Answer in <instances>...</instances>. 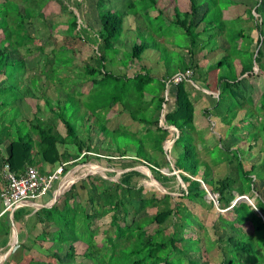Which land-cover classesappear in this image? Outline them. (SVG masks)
Returning <instances> with one entry per match:
<instances>
[{"label": "trees", "instance_id": "1", "mask_svg": "<svg viewBox=\"0 0 264 264\" xmlns=\"http://www.w3.org/2000/svg\"><path fill=\"white\" fill-rule=\"evenodd\" d=\"M18 1L22 3L23 10L17 9L16 6ZM56 1L60 4V7L63 8L64 12H69L68 7L64 5L62 0ZM96 1L98 3L97 10L99 11L98 19L101 30L97 33V42H92L93 45H96L95 50H92V55L87 59L81 58V60H79L75 56L76 52L69 47L53 49L51 56H49L51 53L49 55L42 54L44 62L39 70V75L47 74L50 79L54 80L55 77H53V75L56 74L55 69L48 68L47 70L46 65L48 64L50 66V64L54 63L56 57H61L62 50H66V53L69 52V57L67 55L66 58L62 57V65H59L56 70L58 71L59 68H67L64 65L70 64L74 59L76 63L81 65L83 76L90 79L91 84H94L95 87H98L97 91H99V95H96V99L98 98L97 103L92 105L90 109L86 107V103H83L85 117L88 113L94 117L95 129H97L102 136L110 137L109 140L112 143H110V141L108 142L113 147L115 145V149H113L115 154H120L115 156L109 153V146L106 148L107 153L104 155L108 156L106 157V161L113 164V167L128 171L123 172L117 182L109 181L99 175L88 176L80 181L79 186H76V184L71 185L69 190H67L50 208L43 207L36 211L35 220L38 225H42V228L38 239H35L34 243L43 241L47 242L49 246L45 250L47 254L43 256V259L35 260L34 258H24L23 264H53L55 261L61 264H68L66 261L67 259H76L78 257L80 258L79 262L82 264H93L92 260L94 259H99L101 261L107 260L108 254H110L111 261L119 259L121 261H131V264H175L173 259H176L178 251L180 252L181 250V253L184 254L182 257L185 264H209L208 254L210 250H205L204 239L197 250L200 255L199 263L195 262V257L191 255L195 248L188 247L184 249V246H182L184 240L182 238L183 236L187 238L190 237L188 236L189 234L193 237L192 232L199 231L195 230V225H198L201 231H203V229L207 231L205 233L206 235H208L210 231L209 240L211 238L216 239L213 242V246L219 243V251L221 254L219 264H264V223L248 204L236 203L231 209L225 212L226 214L217 216V220L221 222L222 226L229 229L228 235L225 237L218 236L216 234L215 225L212 222H207L205 218L206 214L202 211V204H205L204 196L206 192L202 189L198 181L190 178L199 177L204 184L208 183V176L211 170L203 161H199V168L201 169L202 165L204 167L203 170L201 169L203 173L201 174L199 172L198 174V166L196 164L191 163L186 167L185 164H181V159H183V157L177 156L174 163L175 170L182 171L190 176L187 177L183 174H179L181 180L186 184L185 190L181 188L178 197H172L169 193L163 194L162 199L145 197L144 205L155 208L156 213L150 218L149 222H147V220L141 221L135 219L138 212L134 209L133 202L144 198L145 189L142 185H139V180L146 178L141 172L137 171L136 168L144 167L147 173H150L155 181L164 188L167 187V183L176 179V177L169 178L161 174L158 170L159 166L154 158L149 156L139 157L137 155V151L143 148L141 139V141H136L137 149H134L135 155L132 156L134 158L131 160L132 163H125L123 157L128 155L124 154L126 151L121 152L120 148L117 146V137L119 136L117 133L122 130V126H118L117 129L114 130H109L106 127V115L102 116L99 111L101 108H108L111 110L117 104L122 106L118 114H129L131 120L137 122L138 127L144 124L145 128L141 129V132L144 131L143 136L149 138L156 150L161 149V145L168 139L169 133H172L171 139H174L176 134L174 130H169L168 132V130L161 129L160 126H158V119L154 118V121H148L147 119L138 117L136 119L135 117L139 112L146 111L144 110L145 107H149L153 104V101L150 100L148 102L144 101V106L142 105V100H145V93H147L148 89H151V83L154 81L149 75V72L146 70H144L143 74L136 72L132 78H128L127 75H114L105 70L108 54L114 51V47L119 37L122 35L123 20L113 12H109L108 10L101 12L99 9L101 7H110V0ZM142 1L144 2L142 11L144 15L150 17L152 21L163 18L166 24L176 26L184 32L189 45L182 47V50L176 49L170 41L158 39L159 43L163 44L164 47L167 48L168 46L166 45L168 44L170 48L173 47L179 51L182 59V68L180 70L184 71L186 69H191L194 78V74L198 76L196 73L201 72L199 69L203 62L209 58L219 56V53L213 52L219 47L209 50L210 53H207V55L203 53L205 48L213 44L217 36L225 30L224 23L221 22L219 16V14L222 13V11L219 10L221 8L219 6V0H187V7L182 3V8L178 4L179 0H158L157 2L156 0ZM203 6L204 8H202ZM257 8H259L262 13L260 17ZM35 9L36 8H28L26 0H0V83H4L0 84V122H2V128L0 129V145L4 142H9L7 149L8 155L1 161L3 164H8L11 171L16 174L22 173L28 166L39 168V172L44 174L41 168L43 164L49 166L65 164L63 172L66 173L70 167L69 165L73 164L83 152L90 154L99 153L95 152L96 150L93 148L85 145V142L88 141L87 143H89L90 139L84 141L76 135L74 125L67 120V115H69L70 112L67 102L69 101L70 95L66 94V100L61 104L58 101L50 102L49 99H43V88H36V77L31 76L24 78L25 57L23 54L21 55L18 49L22 46L25 47L24 43L26 42H30V44L41 43V38H32L26 28V21L32 17H37L38 19L42 17L40 11L42 8H38L37 14ZM250 9L245 10L248 11ZM137 14L138 13H135L133 16ZM254 14L257 18L255 17L253 23H255V28L258 31V38L255 42V57L253 58L254 52H250V46H245V44H250L254 41L245 35L244 29H234L232 33L228 35L224 32L226 43V47L223 50L224 56L220 59L217 58L216 64L214 65L221 68L229 63L228 66L232 69V73L234 74L233 63L230 62V59L233 58L234 63L235 60H237L240 65L238 74L235 73L237 76H235V78L233 77L232 81H230L228 77L223 78L224 76H220L216 80L212 78L208 80L207 76L202 80H198V77L197 79L195 78V83L201 81L202 84H205V86L202 85V87L199 85L202 89L218 94L216 104L212 107L213 111H215L221 103V93L237 98L239 101L245 100V89L243 91L239 85L241 86L242 77L248 78L250 76L254 63L258 66V73L264 75V66H262L260 61L262 57L260 45L264 42V30L262 29L264 26V11L257 5L255 6ZM44 18L45 16H43L42 19ZM259 18L260 23H258ZM201 24L202 29L198 31L197 29ZM77 27L76 17H74L72 21L67 23L66 35L76 37L80 41L85 42L86 40L89 42L88 38L84 39L83 36H81V32H83L82 27ZM142 32L145 31L142 30ZM203 36H205V38ZM32 46L34 47L36 45H31L30 47ZM39 47V52L41 53L43 46L40 44ZM26 48L27 53L33 52L31 48ZM148 48L159 50L155 45H133L131 47V61L133 62L134 60L137 61L136 59H140L141 54ZM230 51H233V53L229 55ZM12 67L15 68L14 72H8ZM95 77L101 78L95 79ZM169 77L170 76L167 75L166 79H163L164 81H159L162 84V89L165 86L164 82L168 80ZM22 82L25 88L18 89L19 84H22ZM222 82L223 84H221ZM175 88L176 96L174 108L172 111L164 113L163 119L165 126H171L178 131V136L174 139L175 141L173 144V147L177 148L176 145H180L186 138L192 140L190 135L194 133L193 121L195 103L189 96L185 82L175 85ZM94 91L95 89L92 92ZM104 91L105 94L112 95L106 105L103 104L106 99V96L103 95ZM28 97L35 98L38 101H41V99L44 101L48 111L53 113L52 115L56 116L58 121L63 125L65 129L64 136H60L56 133L52 125L42 122L38 115H34V121L26 125V134H22L21 130L18 128L19 126L16 128L15 133H11L8 130L10 129L9 125L11 122L3 120L11 119L15 124H17L15 121L17 119H20L21 123L25 122L21 119V114L15 103L16 101L24 100ZM248 99L251 100L250 97ZM260 100V108L264 111V88ZM161 102L162 100L155 106L153 105L155 112L161 109ZM52 103L55 105L54 108L51 107ZM130 104L132 107L134 106L132 109H130ZM36 111H38V108ZM103 111H106V109ZM207 111L209 112V110H204V114L211 116ZM101 119H103L104 122H102ZM86 120L89 121V119ZM150 126L155 127L154 132L150 129ZM261 130L264 132V124ZM155 132H157L156 135ZM31 133L37 136L36 140L32 138ZM121 134L128 135L125 129ZM114 137L116 140L113 139ZM68 145H73L76 148L75 154L68 153L66 148ZM183 150L186 154V145ZM186 158L187 157L184 156V160H186ZM226 162L228 166L232 167L231 160H227ZM236 162L244 177H239L237 168L233 167V176L229 174L212 183V192L217 193L219 196L217 203L220 210H225L230 207L231 201H233L235 197L233 193L237 195H248L251 191L256 190L254 181H252L253 178L249 177L248 171H243L238 158ZM213 164L216 165L217 163ZM250 170L253 171L254 166H252ZM107 174L109 175V173ZM239 180H242V183H240ZM79 189L87 193L89 203L96 208L93 214L87 213L85 207L80 206L79 202L76 200L78 198L77 190ZM172 198L179 200L173 203L175 204L173 207L170 205ZM188 198H191V203L190 206L186 208L181 201H185ZM256 208L263 214L264 205L260 201H257ZM30 212L31 209L28 207L19 208L14 212L13 223L15 224L16 222L23 221L24 216ZM105 213L111 214L109 227L114 229L111 235L108 234V231H106L107 235H105V232L100 229L98 232L91 230L90 224H94L97 218L102 217ZM79 214L82 217L81 220H79ZM191 215L196 218L198 217V222L196 221L193 227H189L185 224V217ZM130 216L133 217V219H129ZM172 216L176 220L178 219V223L174 222L173 227L163 232L160 226L165 224L167 219ZM128 219L130 222H128ZM148 223H153L158 226L150 236L147 235L146 229ZM7 224L8 227L4 229L3 225L2 228L0 227V235L3 233L6 237L8 236L10 223L7 221ZM77 226H79L80 233L75 235L74 230ZM178 233H180L181 238H178V235H176ZM103 234L106 237V242L110 245L109 248L105 247L106 251H104V245L102 248L98 247L101 244L100 239ZM169 234L173 235L168 236ZM159 237H161V239L155 240V238ZM196 239L202 240L201 238ZM22 247V244L18 242L13 252ZM78 247L81 248L79 252L77 251ZM62 251H66L65 260L61 259L59 255ZM10 262H14L12 257L4 264H9ZM96 264L101 263L98 262Z\"/></svg>", "mask_w": 264, "mask_h": 264}, {"label": "rangeland", "instance_id": "2", "mask_svg": "<svg viewBox=\"0 0 264 264\" xmlns=\"http://www.w3.org/2000/svg\"><path fill=\"white\" fill-rule=\"evenodd\" d=\"M96 0H63L62 2L64 5L68 6L69 12H64L63 8L58 5L56 0H26V4L28 8H36V14L38 11V8H42L41 15L39 19L37 17H32L28 21H26V28L28 30L29 35L32 38H41V43L39 44H30V42L24 43L25 47H20L18 50L20 51L21 55L23 54L25 59V73L24 78H28L31 76L36 77L37 85L36 88L42 87L43 88V99H49L50 102L52 101H58L60 104L66 100V96L69 94L70 98L67 102L68 108L70 109L69 115H67V120L70 121L75 128V133L78 135L81 139L84 141L90 139V142H85V145L87 147L93 148L96 150L97 153H86L83 152L80 157L74 161L73 164L69 165L68 171L66 173L62 172V174L57 178V181L54 185V191L56 194L59 193L60 189L61 191L69 190V186L76 184V186H79V183L82 179L87 178L88 176H96V175H103V178L112 181L117 182L120 175L122 174L123 169H119L118 167H113V164L108 163L106 161V157L104 156L106 152V148L110 146V149L108 150L109 153L112 155L118 156L119 153L115 154V145L114 147L110 145L112 143L109 138L110 137H104L102 136L97 129H95L94 125V117L88 116L90 113L87 114L85 117V108L83 106V103H86V107L88 109L91 108L92 105H95L97 103L98 98L96 99V95H99V91H97L98 87H95V91L91 93V95L86 96L84 94H87V92H90L94 89L93 85H90L91 82L87 78L83 76L82 67L79 65V63H76V61L73 59L70 64L64 65L67 68H59L58 71L56 68L59 65H62V57L66 58L69 57V52L66 53V50H62L61 57H56L54 63L50 64V66L47 64L46 69L52 68L55 69L56 74L53 75L55 77L54 80L50 79L47 74L39 75V70L41 69V66L44 62V57H42V54H50L53 49H58L60 47H69L73 49L76 53L75 56L79 60L81 58L87 59L89 56L92 55V50H95V46L92 42H97V33L100 32L101 27L98 24L95 14L93 13V6L95 5ZM106 1V0H104ZM158 0H156L157 2ZM2 2V1H1ZM90 2V5L87 6V4ZM185 4L184 6L187 7V0H179L178 4L182 8L181 4ZM110 7L106 8H99L101 12L108 10L109 12H113L116 15L120 16L123 20V32L121 37H119L118 43H116L117 46L115 48L116 51H112L108 54V60L111 61L110 70L116 74L119 73H125V75H131L134 70H138L139 63L142 61V58L136 59L137 61L132 65L130 70L123 69L120 67H125L127 65H131V47L133 45H155L158 47L160 55L161 62L158 64V68L155 71H153L155 68H152L155 61L152 63H148V66L153 69L150 70L149 68V75L154 77V81L151 84V88L153 90L152 93L155 94L162 92V84L156 79L155 75L156 73L159 74L160 69L164 72H168L169 74H174L177 71H179L182 68V59L179 54V50H182V47L188 46V40L184 34V32L177 28L176 26L166 24L165 20L163 18L157 19L155 21H152L150 17H147L143 13L144 8V2L142 0H110ZM259 5L261 10L264 11V0H219V6L221 7L219 10L222 11V13L219 14L221 18V22L224 23L225 30L224 32L228 34L232 33V31L235 29H244V33L246 36L253 39L254 42L250 44H245L246 47L250 46V52H254L253 58L255 57V51H256V40L258 38V31L255 28V17L257 16L254 14L255 6ZM17 9L23 10V5L21 2H17ZM204 8V6L202 7ZM251 8V9H250ZM186 9V8H185ZM245 9H250L246 11ZM203 10V9H202ZM245 12H244V11ZM91 14H86L90 13ZM259 17L262 16V13L259 8H257ZM135 13H138L146 22V25L148 27L147 30L142 29L143 26L142 21L138 18V15L133 16ZM43 16H45L44 19ZM128 16V17H127ZM76 17V22L78 21L80 26L82 27L83 32H81V36H83L84 39H89V42L85 40L80 41L76 37H70L69 35H66V26L67 23L72 21ZM147 19V20H146ZM150 19V20H148ZM262 19V18H261ZM30 22V24H29ZM77 22V24H78ZM150 23V25H149ZM258 23H260V18L258 20ZM137 26V28H135ZM141 26V27H138ZM263 26V25H261ZM86 28V29H85ZM202 29V24L199 25L198 31ZM264 30V26L262 28ZM144 30L145 32H142ZM224 32L220 33L216 40L211 44L208 48H205L204 54L207 55V53H210L209 50L218 48L214 50L213 52L219 53L218 57H212L207 59L205 62L202 63L201 68L199 69L198 74V80H202L204 78H208L210 80L211 78L213 80H216L220 76L228 77L230 81L233 80V77L235 78V73L238 74L240 70V65L237 60L231 58L230 62L233 63L234 68V74L232 73V69L229 68V63L225 64L223 67H217L214 64H216L217 58H222L224 56V48L226 47L225 43V36ZM1 33V32H0ZM75 34V33H74ZM205 38V36H203ZM78 39V40H77ZM158 39H164L165 41H170L173 47L170 48V45H168V49L164 47L163 44H160ZM43 46V50L41 53L39 52V46ZM31 45H36L32 46ZM31 48L33 51L32 53H27V48ZM66 48V49H67ZM122 49L121 51L118 50ZM260 49L262 51V57L260 58L262 66H264V42L261 43ZM233 51L229 52V55L232 54ZM228 54V52H227ZM52 53L49 55L51 56ZM67 55V56H66ZM252 57V54H251ZM135 61V60H134ZM207 63V64H206ZM146 64V65H147ZM74 65V66H73ZM115 65H118L116 67ZM235 65V67H234ZM48 66V67H47ZM51 69V70H52ZM15 68H10L8 72H14ZM205 70V71H204ZM204 71V72H203ZM70 74V76H69ZM206 74V75H205ZM68 76V78H67ZM101 78V77H100ZM96 79H99L96 77ZM241 86L239 87L245 92V100L239 101L237 98L230 97L226 95L225 93H221V103L219 104V107L215 111L211 109L217 101L216 93H214L215 97H210L206 95V93H203L201 91H198L195 93L197 99L198 95H202L200 103H196L193 98H195L192 94H189L190 98L194 101V133L191 134L192 140H189L186 138L181 142L180 145H176L177 148H174L175 153L177 156H182L183 159H181V164H185L186 167L190 165L191 163H194L198 166V174L199 172L203 173V165L201 166V169L199 168V161L205 160L204 162L209 166V169L211 170L212 167L214 170H211L208 176V183L209 185H205L207 188V191H210L212 194L211 189H213L214 181L217 179H221L226 175H234L233 167L237 168L239 177H244L241 169L238 168V164L236 162V159H239V162L241 163L243 171H248L249 177L253 178L255 182V191L249 193L247 196L250 199H246L245 201H240L238 203H246L252 208L253 211H255L257 200L264 201V133L261 130L262 125L264 124V111L261 110L260 104H261V93L264 88V75L258 73V66L254 63L252 73L248 78H241ZM31 80V79H30ZM201 82V81H200ZM193 83H195V74L194 78L186 83V87L189 90V88H192L194 92L196 91L195 88L192 87ZM4 84V83H0ZM23 84V85H22ZM18 86V89H23L24 83L22 82ZM202 84V82H201ZM223 84V82L221 83ZM205 86V84H202ZM168 90L171 92L173 90L172 86L167 87ZM56 89V90H55ZM199 88V86L197 87ZM237 90V89H234ZM229 91V90H228ZM80 92V93H79ZM238 93V92H237ZM67 94V95H66ZM198 94V95H197ZM103 95L106 96L105 102H103L104 105L108 103L112 95L105 94V91L103 92ZM237 95V94H236ZM238 96V95H237ZM251 98L248 99V98ZM216 99V100H215ZM156 99L155 104L156 105ZM54 103V102H53ZM52 103L51 107L54 108L55 105ZM203 103V104H202ZM16 106L18 107V110L21 114V119H23L25 122L21 123L20 119L15 120L17 124L13 123L11 119L3 120L11 122L10 129H8L11 133H15L16 128L18 127L22 134L27 133V127L28 123L30 124L33 122V116L38 115L40 120L46 124H50L54 127V131L58 133L60 136H64L65 129L63 125L58 121L56 116L52 115L50 111H48L47 107L44 104V101L41 99V101H38L35 98H26L24 100L16 101ZM206 104V109H211L207 113L211 114L210 116H207L204 114V105ZM153 106V107H154ZM134 107V106H133ZM38 108V111H36ZM122 107L117 104L114 106L111 110L108 108H101L99 113L102 116L107 115V122L106 127L109 130L117 129L118 126H122L117 133L119 136L117 137V146L120 148L121 152L124 151H133L134 149H137L136 141L142 140L143 148L142 150L137 151V155L139 157H150L153 152L160 153L159 156H156L154 158L159 166L158 170L161 174L164 176H167L169 178H173L178 176L179 172L174 170V160L176 157L175 155H170V152L173 150V144L172 139L168 140L165 143V148L163 145H161V149H154L152 142L149 140L147 136H143L141 129L145 128V125L142 124L138 129L136 130L137 126L133 124H129L130 118L127 114L124 113V115L119 116L118 110H120ZM132 106H130V109ZM136 108V106H135ZM147 107H145L146 109ZM106 109V111H103ZM163 110V109H162ZM165 111V110H164ZM35 113V114H34ZM164 113V112H163ZM88 117V118H87ZM138 118L147 119L148 121H154L153 119L156 117V112L154 109H148V111L139 112L136 116ZM214 117V118H212ZM158 117L159 124L163 123V116L161 120ZM86 119H89L86 120ZM102 122H104L103 119H101ZM217 123V124H216ZM24 124V125H23ZM127 124V125H126ZM17 125V126H16ZM225 125L227 127H223L224 131H222L221 135L218 134L220 132V129L222 126ZM29 127V126H28ZM219 127V129H218ZM2 128V122H0V129ZM125 129V132L128 133V135L121 134ZM131 130L135 131V133H131ZM207 131L204 135L203 133ZM154 132V131H153ZM157 132H155L156 135ZM203 135V136H202ZM32 138L34 140L37 139L36 135H33L31 133ZM113 139L116 140L114 137ZM140 140V141H141ZM110 141V143L108 142ZM7 143V142H6ZM202 143V144H200ZM2 145V146H1ZM0 145V152L4 149V144ZM186 145V154L184 152V146ZM203 145V147H202ZM70 151L76 150L72 145L67 146ZM66 147V148H67ZM167 151H166V150ZM170 150V152H169ZM76 152V151H75ZM125 155L128 154L127 152L124 153ZM122 155V154H121ZM200 155V156H199ZM170 156V157H169ZM184 156H186V160H184ZM169 157V158H168ZM181 157V158H182ZM125 163H132L131 160L134 158L130 157H123ZM226 159V160H225ZM227 160L232 161V167L227 165ZM213 163H219V166L213 165ZM220 163H222L220 165ZM254 166V170L251 171V167ZM2 169V165L0 162V170ZM138 171L144 174L146 178L139 180V185H142L145 189L144 191V198L141 200H135L133 202V207L138 212V215L135 217L136 220H147V222L150 221V218L153 217L156 213V209L152 207H147L144 204L145 197H155L157 199H162L163 194L161 192H172L174 194H180V189L185 190L186 184L178 179L180 183H176V179H170L172 181L170 186L167 185V188H163L159 183H157L154 179H150L147 173V170L144 167H139ZM109 173V175L107 174ZM197 179V178H196ZM240 183H242V180H239ZM67 183V186L62 189V186ZM69 187V188H68ZM205 187H202L205 191ZM161 192H160V191ZM78 191V198L76 199L80 206H84L87 213L93 214L96 208H94L88 201V195L85 191L79 189ZM66 192V191H65ZM193 192V191H192ZM234 196H236V193H233ZM172 197H178V195L172 196ZM236 198V197H235ZM189 199V200H188ZM185 201H181L183 206L188 208L191 203V198H188ZM179 200H175L172 198L170 205L171 207L175 206V202H178ZM250 201L252 204H250ZM204 202L205 204H202V211L206 214L205 218L207 222H212L215 225L216 234L220 237H225L228 235L229 229H226L222 226L221 222L217 220V216L226 214L225 212L228 211V209L220 210L218 207V204L215 205V203L210 199L209 195L204 196ZM232 203V202H231ZM219 209V211H218ZM259 211V210H258ZM258 215L257 211H255ZM110 213L103 214L102 217L97 218L96 222L91 225V230L94 232H98L99 229L101 231L105 232V235L108 234L111 235L114 232V229L112 227H109L110 223ZM264 216V212L262 214ZM259 216V215H258ZM79 220L82 219V217L79 214ZM129 219H133V217H129ZM128 219V222H130ZM198 217L195 216H187L185 217V224L189 227H193L196 223ZM202 219V218H200ZM203 220V219H202ZM177 222L173 216L168 218L166 223L160 226L163 232L168 231L171 227H173V223ZM198 222V221H197ZM204 222V221H203ZM119 223L121 224V221L119 220ZM3 223H0V227L2 228ZM158 228L157 225L153 223H148L146 226L147 229V235L150 236L155 230ZM97 230V231H96ZM195 230H199L198 232H192V236L188 234L190 237L183 236V244L185 248H195L194 252L191 254L193 257H195V262L199 263V252L197 251L200 245L203 242V239L205 240V250H210L208 257H209V264H219L221 260V254L219 251V243H216L213 246V242L216 239L210 237V231L208 235L203 231H201V228H199L198 225H195ZM192 231V230H191ZM28 232H30L28 230ZM39 230L37 231V233ZM33 234L32 236L27 237L24 239V244L22 248H19L15 252L9 253V256L11 254L12 258L15 257L17 261H14V264H23L24 258H34L35 260L43 259V256H45L46 249L48 248L49 244L47 242H38L37 244L34 243L35 239L39 236ZM75 235H78L80 233L79 226L76 227L74 230ZM202 233V234H201ZM37 235V236H36ZM173 235L169 234L168 236ZM178 235V238L180 237V233L176 234ZM201 238L202 240L196 239ZM159 238H155V240H159ZM28 241V242H27ZM19 242L22 244V240L20 238L19 234ZM32 243V244H31ZM100 245L98 247L102 248L104 245V251L105 247L109 248L110 245L106 242V237L104 234L101 236L100 239ZM41 244V246H40ZM213 246V247H212ZM32 249L35 254L43 255V256H33L30 255L27 252V248ZM14 249V248H13ZM65 250V249H64ZM81 250V248L78 247V252ZM182 251V250H181ZM181 251L177 253L176 259H173L175 264H185V261L182 256L184 254L181 253ZM65 253L66 251L60 252L61 259L65 260ZM7 256V255H6ZM5 256V257H6ZM165 256V255H163ZM5 257L2 254H0V264L5 260ZM53 260V259H50ZM80 258L76 259H67L66 261L68 264H82L79 262ZM7 261V260H6ZM5 261V262H6ZM47 261V260H46ZM101 264H131V261H121L119 259H116L114 261H111L110 254L107 256V260L101 261L94 259L92 260L93 264L96 263ZM53 264H61L57 261H55ZM88 264V263H87Z\"/></svg>", "mask_w": 264, "mask_h": 264}, {"label": "crops", "instance_id": "3", "mask_svg": "<svg viewBox=\"0 0 264 264\" xmlns=\"http://www.w3.org/2000/svg\"><path fill=\"white\" fill-rule=\"evenodd\" d=\"M63 1V0H62ZM92 1V0H91ZM109 1V0H108ZM57 2V1H56ZM106 4H108V3H106ZM105 4V5H106ZM58 5H60V4H58ZM88 5H90V2L87 4V6ZM97 5H98V3H97V1H95V5L93 6V8H92V10H93V13L92 14H95V17H96V20H97V22H98V24L100 25V22H99V19H98V10H97ZM91 12L92 11H90V13H86V14H91ZM138 15V18L142 21V23H143V26L141 27V26H138V27H141L142 29H144V30H147L148 29V27H147V25H146V22H145V20L139 15V14H137ZM128 17V16H127ZM78 22V21H77ZM77 28H80V24H79V22H78V27ZM135 28H137V26H135ZM86 29V28H85ZM121 37V36H120ZM118 43V42H117ZM115 46H117V45H115ZM166 46H168V44L166 45ZM114 50L116 51L117 49L114 47ZM118 50L119 51H121L122 49H119L118 48ZM140 58H142V61H140V62H137V63H139V68H138V70H134L133 72H132V74L131 75H127V77L128 78H132L133 77V75L136 73V72H139V73H142L143 74V72H144V70H146L147 72L149 71V66H148V64H147V62L148 63H152L153 61H155L154 62V64H152L153 65V67L152 68H155L154 70L153 69H151L150 68V70H153V71H155L156 69H159L158 67V64L161 62V57H160V55H159V52L156 50V49H154V48H148L147 50H145L142 54H141V57ZM136 61H133V62H131V65L129 64V65H127V66H125V67H120V68H123V69H127V70H130L131 69V67H132V65L135 63ZM111 63V61H109L108 60V58H107V61H106V64H105V70H107V71H109V72H111V73H113L114 75H119V76H125V73H119V74H116V73H114V72H112L110 69V64ZM147 64V65H146ZM207 64V63H206ZM116 67H118V65H115ZM182 70H179V71H177L176 73H174V74H167V72H164L163 70H161L160 69V71H159V74L158 73H156L157 75H155V77H157L156 79L158 80V81H164L163 79H166V76L167 75H169L170 77H169V79L168 80H166L164 83V88L162 89V92H160V93H155V94H153L152 93V91L151 90H153L152 88L151 89H148V91H147V93H145V100H142V105H143V103H144V101L145 102H148V101H153V104H151L149 107H147L148 109H152L153 110V105L155 104V99H156V104L157 103H160V101L162 100V102H161V109L160 110H158V111H156V117H155V119H158V117H160L159 119L161 120V118H162V116H164V113H166V112H169V111H172L173 110V108H174V104H175V91H176V88L170 83L169 84V82L171 81V79H172V77L173 76H175L176 74H178L179 72H181ZM205 71V70H204ZM152 77V76H151ZM99 79H100V77H98ZM152 78H154V77H152ZM195 78L197 79V75H195ZM95 79H96V77H95ZM89 80V82H90V79H88ZM191 81V80H190ZM190 81H188V82H190ZM188 82H186V83H188ZM152 84V83H151ZM90 85H93V87H94V89H95V85L94 84H91L90 83ZM201 86L202 87V84L200 83V81H197L196 83H193V85H192V87L193 88H195L196 89V91L194 92V90L192 89V88H189V90H188V92H189V94H192L195 98H193L194 100H195V102L196 103H200L201 104V101H203V99H201V96L202 95H198V99H197V97L195 96L196 94L195 93H197L198 91H201V92H203V93H206V95H208V96H210V97H215V96H217V95H215L214 96V93H212V92H209V91H206L205 89H197V87L198 86ZM168 86H172L173 87V90L170 92L169 90H168ZM199 86V88H201ZM93 89V90H94ZM93 90H91L90 92H87V94H84V95H86V96H89L90 95V93H92V91ZM80 93V92H79ZM158 100H160V101H158ZM203 104V103H202ZM129 106H132L131 104L129 105ZM144 106V105H143ZM122 107V106H121ZM133 108V107H132ZM131 108V109H132ZM144 109V110H147L148 111V109ZM207 108V106H206V104L204 105V108H202L203 110L205 109V110H211V109H206ZM122 109V108H121ZM120 109V110H121ZM163 109V110H162ZM120 110H118V111H120ZM165 110V111H164ZM164 112V113H163ZM125 114H127V113H125ZM121 115H124V113H122V114H120L119 116H121ZM128 116H129V114H127ZM88 116H91V115H88ZM211 117V116H210ZM88 118V117H87ZM129 118H130V116H129ZM212 118H214V117H212ZM106 119H108L107 118V115H106ZM164 120V119H163ZM135 124L136 126H137V128H136V130L138 129V125H137V122L136 121H132L131 120V118H130V122H129V124L131 125V124ZM217 124V123H216ZM127 125V124H126ZM158 126H160V128L161 129H163V130H168V132H169V130H173L172 128H171V126L170 127H167V126H165V124H164V122L163 123H160ZM223 127H225V125H223L222 126V128L220 129V132H218V134H220L221 135V133H222V131H224V129H223ZM227 127V126H226ZM150 129L152 130V131H155V127H152V126H150ZM218 129H219V127H218ZM135 130V131H136ZM135 131L133 130H131V133H135ZM207 131H205L204 133H203V135L206 133ZM264 133V132H263ZM142 134H144V131H142ZM202 135V136H203ZM171 137H172V133H169V137H168V139L163 143V147L165 148V143L168 141V140H171ZM174 139H172L171 141H173ZM4 144V149H2L1 151L2 152H0V162H1V165L3 166V163H2V159L4 158V157H6L7 155H8V152H7V149H8V144H9V142H4L3 143ZM174 144V143H173ZM200 144H202V143H200ZM2 146V145H1ZM73 146V145H72ZM67 147V146H66ZM74 147V146H73ZM202 147H203V145H202ZM74 149H75V147H74ZM67 150H68V153L69 154H75V151L76 150H73V151H70L69 150V148L67 147ZM166 150V149H165ZM167 151V150H166ZM128 154H126V155H128L127 157H130V158H133L132 156H134L135 154H134V152L133 151H126ZM169 152H170V150H169ZM92 154V153H91ZM90 154V155H91ZM158 154H160V153H156V152H153V154L150 156V157H152V158H156V156H159ZM170 155L172 156V155H175L174 157H177V154L175 153V150H174V147H173V150L170 152ZM200 156V155H199ZM170 157V156H169ZM168 157V158H169ZM203 162L205 161V160H202ZM174 162H175V160H174ZM205 163V162H204ZM174 164V163H173ZM222 163H220V165H221ZM214 165V164H213ZM217 166H219V163H217L216 164ZM57 166L58 165H53V166H49V165H45V164H43L42 165V170H43V173L44 174H50V173H52V172H54L56 169H57ZM39 167V166H38ZM174 167H175V165H174ZM39 169V168H38ZM137 170V169H136ZM211 170H214L213 169V167H212V169ZM138 171V170H137ZM254 180V179H253ZM180 183V181L178 180V178L176 177V183ZM264 182V181H263ZM4 181H3V179H2V176H1V170H0V189L1 188H3L4 187ZM167 184H169L170 186H172V184H171V182H169V183H167ZM254 184H255V182H254ZM256 185V184H255ZM67 186V183L66 184H64L63 186H62V189H64L65 187ZM164 188V187H163ZM165 188H167V187H165ZM160 191V190H159ZM161 192V191H160ZM251 192H254V191H251ZM250 192V193H251ZM162 194H165V193H169V195L170 196H175V195H178V194H174L173 195V193L172 192H161ZM249 194V193H248ZM237 195V194H236ZM56 196V192L53 190V188H52V191H51V193H49L48 195H47V197H43V198H41V199H39V201L37 202V203H35V204H31L30 205V203L29 204H27V206H25V207H28V208H30L31 209V212L29 213V214H26L25 216H24V219H23V221H19V222H16L15 224H14V227H15V229H16V232H17V243L19 242V234H20V238H21V240H22V246H23V244H24V239H26L27 237H29V236H32L33 234H36L37 233V231L39 230V232L38 233H41L40 232V230H41V228H42V225H38L37 224V222H36V220H35V213H36V211H38L39 209H41V208H43V207H45V208H50L53 204V199H54V197ZM175 200H176V198H175ZM257 201H260L263 205H264V201L262 202V200H257ZM21 208V207H20ZM19 208H17V209H15L13 212H6V213H3V206H2V203H1V201H0V223H3V229L4 228H6V227H8V224H7V221L10 223V230H9V234H8V236L6 237L3 233H1V235H0V254H2L3 253V255H4V257H5V260L2 262V263H5V261L6 260H10V257H12L11 256V254H10V256H9V253H8V250H9V248H10V245H11V242H12V221H13V215H14V212L15 211H17ZM28 230L30 231V232H28ZM38 233H37V235H38ZM36 235V236H37ZM36 239H38V237L36 238ZM28 242V241H27ZM35 242V241H34ZM20 243V242H19ZM21 244V243H20ZM32 244V243H31ZM37 244V243H36ZM15 247V246H14ZM27 250V252L30 254V255H33V256H43V255H38V254H35L34 252H33V250L32 249H29V247L26 249ZM11 252H13V250L11 251ZM13 259V261H17V259L15 258V257H13L12 258ZM1 260V259H0ZM9 264H14V262H10Z\"/></svg>", "mask_w": 264, "mask_h": 264}, {"label": "built area", "instance_id": "4", "mask_svg": "<svg viewBox=\"0 0 264 264\" xmlns=\"http://www.w3.org/2000/svg\"><path fill=\"white\" fill-rule=\"evenodd\" d=\"M190 69L176 74L171 82L175 85L188 81L192 77ZM65 165V164H64ZM59 166L52 174L42 175L34 167H26L22 173L11 171L8 164H3L2 179L4 187L0 191V201L3 213L12 212L23 204L38 201L50 192L53 182L63 172V166ZM210 199L217 205L218 194H209Z\"/></svg>", "mask_w": 264, "mask_h": 264}, {"label": "clouds", "instance_id": "5", "mask_svg": "<svg viewBox=\"0 0 264 264\" xmlns=\"http://www.w3.org/2000/svg\"><path fill=\"white\" fill-rule=\"evenodd\" d=\"M68 7V6H67ZM187 70V69H186ZM191 70V69H190ZM185 71V70H184ZM184 71H181V72H184ZM192 71V70H191ZM181 72H179V73H181ZM192 73H193V71H192ZM174 77V76H173ZM172 77V78H173ZM193 79V74H192V77L188 80V81H190V80H192ZM172 80V79H171ZM188 81H185V83L186 82H188ZM169 83H171L174 87H175V84H173L171 81L169 82ZM183 83V82H182ZM180 84V83H179ZM207 91V90H206ZM217 96H218V94H216ZM173 130H174V132H175V134H176V136H175V138L174 139H176L177 138V133H178V131L177 130H175L173 127H171ZM175 141V140H174ZM175 163V162H174ZM4 164H6V163H4ZM62 165H64V164H61V165H58L57 166V168L59 167V166H62ZM65 166V165H64ZM63 166V167H64ZM3 167V166H2ZM31 167H33V166H31ZM35 169H37L36 167H34ZM38 170V169H37ZM174 170H175V167H174ZM39 171V170H38ZM176 171H178L179 173L178 174H183V175H185V176H187V177H190L188 174H186V173H184V172H182V171H179V170H176ZM1 173H2V169H1ZM40 173V172H39ZM53 173V172H52ZM52 173H50V174H52ZM41 174V173H40ZM50 174H42V175H50ZM62 174V173H61ZM60 174V175H61ZM60 175H58V177L60 176ZM144 175V174H143ZM57 177V178H58ZM176 177H179V175L178 176H176ZM192 180H196V181H198L200 184H201V187H205V185L206 184H204L203 182H202V180H201V178H199V177H196V178H193V177H190ZM154 179V178H153ZM155 180V179H154ZM180 180H181V178H180ZM57 181V179L53 182V185H52V188H53V190H54V185H55V182ZM158 183V182H157ZM71 187V186H70ZM52 188H51V190H50V192L49 193H51V191H52ZM203 189V188H202ZM205 189H206V195H209V193H207V192H209V191H207V188L205 187ZM0 191H1V189H0ZM211 191H212V189H211ZM49 193H47V195L49 194ZM65 193V192H64ZM213 193V192H212ZM210 194H211V192H210ZM217 194V193H216ZM47 195H45L44 197H47ZM62 196V195H61ZM60 196V197H61ZM242 196H246L247 197V199H249L248 198V196L247 195H236L235 197H234V199H233V201H231L232 203H231V205H230V207L229 208H227V209H231V207H233L236 203H238V202H240V201H244V200H240V198H243ZM59 197V198H60ZM43 198V197H42ZM59 198L56 200V202L59 200ZM41 199V198H40ZM250 200V199H249ZM39 201V200H38ZM38 201H34V202H30V205L31 204H35V203H37ZM56 202H54V204L56 203ZM26 204H29V203H26ZM53 204V205H54ZM250 204H252V202L250 201ZM27 206V205H26ZM20 207H25V206H20ZM19 207V208H20ZM256 208V207H255ZM218 211H219V209H218ZM255 211H257V213H258V215H259V217L261 218V220H262V222L264 223V216L262 215V213L260 212V211H258V209L256 208L255 209ZM13 212V211H12Z\"/></svg>", "mask_w": 264, "mask_h": 264}, {"label": "water", "instance_id": "6", "mask_svg": "<svg viewBox=\"0 0 264 264\" xmlns=\"http://www.w3.org/2000/svg\"><path fill=\"white\" fill-rule=\"evenodd\" d=\"M177 135H178V133H177ZM174 143V140L172 141V144ZM137 170H138V168H136ZM126 171H128V170H122L121 172L123 173V172H126ZM100 176H102L103 177V175H100ZM150 179H153V176L149 173V176H148ZM178 179H180V177H177ZM71 186V185H70ZM69 186V187H70ZM68 187V188H69ZM59 190V193L58 194H56V196L54 197V199H53V203L52 204H54V202H56V200L61 196V195H63L64 194V192L65 191H67V190H65V191H61L60 189H58ZM165 192V191H164ZM207 193H209L210 194V191L209 192H207ZM243 198H240V200H246L247 199V197L246 196H242ZM27 204H23V206H26ZM229 210V209H228ZM17 244V232H16V229H15V227H14V223H13V221H12V242H11V245H10V248H9V250H8V253H11V251L13 250V248H14V246Z\"/></svg>", "mask_w": 264, "mask_h": 264}]
</instances>
